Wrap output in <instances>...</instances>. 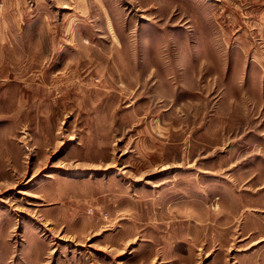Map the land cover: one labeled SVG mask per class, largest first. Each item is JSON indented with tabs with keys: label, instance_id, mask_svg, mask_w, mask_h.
<instances>
[{
	"label": "rangeland",
	"instance_id": "374dc122",
	"mask_svg": "<svg viewBox=\"0 0 264 264\" xmlns=\"http://www.w3.org/2000/svg\"><path fill=\"white\" fill-rule=\"evenodd\" d=\"M0 264H264V0H0Z\"/></svg>",
	"mask_w": 264,
	"mask_h": 264
}]
</instances>
